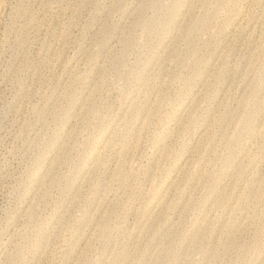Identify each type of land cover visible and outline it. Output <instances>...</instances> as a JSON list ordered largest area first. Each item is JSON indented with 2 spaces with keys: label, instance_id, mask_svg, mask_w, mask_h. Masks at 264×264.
I'll list each match as a JSON object with an SVG mask.
<instances>
[{
  "label": "rangeland",
  "instance_id": "rangeland-1",
  "mask_svg": "<svg viewBox=\"0 0 264 264\" xmlns=\"http://www.w3.org/2000/svg\"><path fill=\"white\" fill-rule=\"evenodd\" d=\"M187 1L27 2V46L4 62L11 72L0 105V264H211L213 257L264 264V194L252 193L257 186L264 193V120L253 112L264 106V0H203L196 16L171 29ZM127 22L139 27L129 31ZM238 23L237 39L223 46ZM103 68L108 78L95 94L90 78L98 81ZM144 75L148 85L138 83ZM138 100L148 108L135 120L152 123L126 130ZM177 102L183 118L172 110ZM212 105L222 108L220 120L205 132ZM136 132L144 134L134 156L123 142ZM196 149L202 153L191 157ZM55 158L58 174L31 197ZM169 172L165 188L153 190ZM223 196L227 210L215 206ZM240 200L244 215L232 218ZM30 203L33 219L24 211ZM148 210L146 221L160 229L153 238L139 233ZM199 233L205 240L188 251Z\"/></svg>",
  "mask_w": 264,
  "mask_h": 264
},
{
  "label": "bare ground",
  "instance_id": "bare-ground-1",
  "mask_svg": "<svg viewBox=\"0 0 264 264\" xmlns=\"http://www.w3.org/2000/svg\"><path fill=\"white\" fill-rule=\"evenodd\" d=\"M145 1H147V0H145ZM202 1L203 0H189V1H187L185 3V5L186 4H189V5L187 6V11H185L186 15H184V11H182L183 18L181 17L180 12H178L177 14H174L171 21L169 22L170 28L176 29V30L180 29V28H178L179 24L186 22L187 17L191 18L192 16H196L197 11L199 10L198 7ZM27 2H29V0H0V105L4 101L5 89L7 87V83H8L10 72H11L10 67L4 68V62L8 58V56H10L11 54H12V56L10 58L11 59L14 58V52H15L16 48L19 50V52H24L25 48L27 46V42H28V38H29L28 30L31 27L32 15H33V12L31 13V9L27 5ZM116 3L120 6L123 2H122V0H116ZM123 10H125V9L123 8ZM246 14H247V12H246ZM176 20L179 22H177ZM137 21L142 22V15L138 16ZM240 25H241L240 23L234 25L232 27L231 33L222 38V40L220 42H222L224 44L223 46H226L230 42H232L233 40L237 39L236 35H238L240 33V31H239ZM137 27H139V26L135 25L134 22H130V23L127 22L124 25V28L125 29L128 28L129 31H132L134 28H137ZM252 47L253 46H249L248 50H252ZM244 50H246V49L244 48ZM104 68L107 69L106 67H104ZM104 68L101 69V71H100L103 76H100L98 78V81H96L95 73H93L91 75L90 83H91V85H93L95 94L98 91H101V89H102L101 85L104 83L103 81H105L106 78H108L107 75L105 74L106 70ZM146 77H148V76L144 75L143 77L138 78V83L139 84L144 83V84L148 85V83L150 82V79L149 78L146 79ZM150 89H152V85H151ZM141 94L146 95L147 93L141 92ZM163 98H164L163 96H160L159 94L157 95V100L160 99L162 101ZM122 103H124V100L122 101ZM255 106H258L257 108H255L253 110L255 119L259 120L260 118H262L264 120V106H262L261 104H258V103ZM145 108H148V105L143 106V101H141V100L135 101L133 103V111H132L133 116L129 118V119H131V121L124 123V127L126 130L131 129L138 124H142V127H141L142 130L151 125L152 120H143V121L141 119L135 120L136 118L141 116V112ZM212 108L214 110V113L206 118L207 122H206L205 132L206 131L208 132L209 129L211 128L210 123H214L215 120H220L219 114H220L222 108H219L218 105L217 106L212 105ZM172 110L176 114L181 113L182 118L185 117L188 113L185 110V108L183 107V102H177L173 106ZM83 111H85V109L81 110L80 115H83ZM232 116L235 117V115H232ZM172 118L173 117L171 116L170 119H172ZM178 122H177V125H178ZM78 124L79 123H77V120H75L74 122H70L69 126L72 127V126L78 125ZM180 125H182V124H180ZM127 126H128V128H127ZM174 130H175L174 128H168L167 132L173 133ZM118 132H119V128L114 133L118 134ZM254 132H255L254 130L247 129L245 134L247 136L251 137L255 134ZM143 134H144V132L132 133L128 139L124 140L123 151L125 152V151L130 150V153H133V155L135 156L137 153V148H138L137 141H138V139L142 138ZM226 137H227V134L224 135L222 142L226 139ZM155 139L157 141V137H155ZM200 143H201V139L198 141V144H200ZM106 146H108L110 148L113 146V144L111 143V141H108ZM167 150H168L167 146H163V148L161 147V149L153 151L152 155L156 156V155H159L161 151L163 152V151H167ZM216 151H217V148H215L213 150V152H216ZM201 153H202V149H196L191 157L199 156ZM56 159H57V161H53L51 163L52 167H50L48 170L46 168L45 171H41V173L39 174L38 181H40V182L38 185V189L31 193V197L37 198L39 191H41L46 186L48 181H51L55 177V175L58 174L57 164H58V161L60 159L55 158V160ZM99 161H101V160H99ZM92 165H95V164H91V165L89 164L87 167L90 168ZM176 167H177V164H176ZM230 167H232V166H230ZM226 168H227V166H226ZM123 169L124 168L122 166L116 167V172H118V173L114 174V176L117 179L123 177L120 174V171H122ZM94 171H96V169ZM250 171L253 172L255 170L251 169ZM171 172H175L177 177H181L185 174V173H183V171L181 169H175ZM171 172L167 173L164 176V178L162 177V183H163L162 185L157 186V183L154 184L153 190L165 188L166 184L169 183L168 180H169V175ZM84 181L90 184L91 183L90 176L86 177L84 179ZM237 183L238 182L236 181L233 185H236ZM95 190H100V187L98 186V188ZM252 193H254L256 195V200H257L259 197H261L262 194H264L263 193V187H261V186L255 187L252 190ZM67 196H68V199L70 202L75 201V196H72V197L69 195H67ZM40 198L43 202L47 201L46 195H40ZM162 199H164V197H162ZM219 200H220V198H219ZM219 200L215 206L220 208V209L224 208L225 210H227L230 204H228L226 207V204H227L226 196H223L222 199L220 201ZM241 204H242V201L240 200L237 207L234 209L235 211L230 215L232 218L239 219L240 216L244 215L243 208H241ZM236 210H237V212H236ZM24 211L29 214L28 216L30 219H33L37 216V213H36L37 212V205H34V203H30L29 206L26 209H24ZM88 215L89 214L87 213V216ZM150 215L153 217V213L149 210L147 211L146 214H143V219L138 223V225L141 223V226H142V229L139 231V233H143L144 231H147V232L149 231L150 232L149 237L153 238L154 235L157 234L160 229L159 228L155 229V227L152 224H149L146 221V218H149ZM162 217H164L163 214H162ZM161 220L163 221V219H161ZM102 228L104 229L105 227L102 226ZM164 228H162V230ZM168 230L171 234L172 230L174 232L176 229L175 228H173V229L169 228ZM199 231L206 232L204 230H199ZM238 232H239V234H243L245 231L243 228H240ZM221 234H222V230L220 231L218 236ZM201 236H202V234L199 233L197 235L196 234L193 235V237L190 236L188 238V243L191 241V248L188 251H190V252L194 251L197 248V245L202 243L205 240ZM230 236H231L230 240L235 241V239L232 237L233 235H230ZM220 244H226V243L221 242ZM142 249H143V247H140L137 251L138 255H140V256H142L146 251V249H145V251H142ZM40 257H41L40 254L37 255V258H40ZM209 261L211 262V264H228V262H229L227 257L224 259H219L218 263L216 261V257L211 258ZM120 262H118V263H120ZM156 262H157V260L152 261L153 264H156ZM124 264H126V263L124 262Z\"/></svg>",
  "mask_w": 264,
  "mask_h": 264
}]
</instances>
